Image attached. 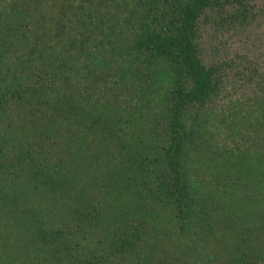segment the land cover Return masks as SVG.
Segmentation results:
<instances>
[{"label":"trees","instance_id":"1","mask_svg":"<svg viewBox=\"0 0 264 264\" xmlns=\"http://www.w3.org/2000/svg\"><path fill=\"white\" fill-rule=\"evenodd\" d=\"M246 1L0 0V264H264V147L215 142L198 45Z\"/></svg>","mask_w":264,"mask_h":264},{"label":"rangeland","instance_id":"2","mask_svg":"<svg viewBox=\"0 0 264 264\" xmlns=\"http://www.w3.org/2000/svg\"><path fill=\"white\" fill-rule=\"evenodd\" d=\"M245 6L243 17L236 2L223 3L198 25L203 63L222 71V88L210 107L215 142L233 150L264 147V132L256 129L260 120L249 114L264 101V0Z\"/></svg>","mask_w":264,"mask_h":264}]
</instances>
